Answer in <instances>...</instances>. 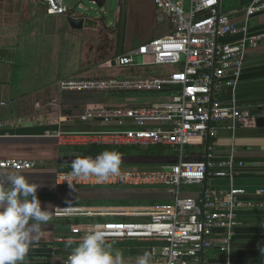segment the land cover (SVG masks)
I'll list each match as a JSON object with an SVG mask.
<instances>
[{
	"label": "built area",
	"instance_id": "2783aa9c",
	"mask_svg": "<svg viewBox=\"0 0 264 264\" xmlns=\"http://www.w3.org/2000/svg\"><path fill=\"white\" fill-rule=\"evenodd\" d=\"M44 1L48 15L67 13L64 0ZM155 5L170 22L171 32L117 56L113 63L119 68H132L139 65L140 57L143 66L171 67L173 72L157 77L63 81L60 89L65 94L168 92L167 97L140 107H86L76 118L80 124L99 123L107 129H59L53 137L64 151L93 145L165 148L176 156V162L155 169L121 170L119 177L103 184L95 178L71 182L73 187H163L172 190L173 202L118 209L113 215L137 220L75 227L72 233L80 241L94 226L102 225L108 243H137L150 249L152 264H168L173 253L178 254L173 264H209L205 254L212 249L229 260L238 225L237 210L248 194L234 181L245 164L238 160L234 147L225 158L211 151L200 161H189L187 155L207 138L217 139L223 130L234 134L239 128L255 125L257 115L239 105L237 91L248 52L264 41V35L250 32L251 20L264 13V0H253L244 7L241 23L224 12L223 0H155ZM225 93L230 96L227 102L222 100ZM37 166L24 159H0V171H30ZM68 173H57L56 184L69 187L65 181ZM216 180H228L229 184L212 185ZM185 186L201 190L185 195ZM258 194L263 195L264 190ZM68 260L57 264H68Z\"/></svg>",
	"mask_w": 264,
	"mask_h": 264
},
{
	"label": "crops",
	"instance_id": "0c3cea01",
	"mask_svg": "<svg viewBox=\"0 0 264 264\" xmlns=\"http://www.w3.org/2000/svg\"><path fill=\"white\" fill-rule=\"evenodd\" d=\"M151 1L153 3L152 12L157 18L156 23H164L165 18L157 10L155 0ZM252 1L244 0L242 2L243 7L249 5ZM134 3L136 4V2ZM131 4V0L118 1L117 24L115 29L111 30L113 34L111 33L106 41V39L102 40L97 36L98 33H101V29L107 28L100 18L95 19L91 23V27L77 26V22L82 20L83 17L67 5L65 15L50 16L47 14L46 3L42 5L39 0H0V124H3V127L0 128V159L18 158L38 164L30 171L0 172L20 173L24 175L30 184L39 185L36 195L41 202L42 210H50L54 213L56 208L61 209L57 211L49 225L44 226L39 242L31 246L24 264L62 263L69 256L57 253V251L71 250L79 245L80 241L75 239L72 233L75 227L105 222L135 221L137 218L118 217L113 215L112 212L118 209L142 208V206L121 207L110 205L118 195H124L126 189L118 190V187L111 186L97 187L100 190H88L83 189V187L73 188L57 185L56 175L59 173L57 164L61 159L65 160V157L59 155L57 140L53 137L59 129L66 131L107 129L106 126L99 123L80 124L76 118L86 107H140L167 97L168 92L151 93V96L144 98L110 93L108 95H111V97H106V101L104 99L103 101L91 100L88 97L82 98L83 95L93 94H65L60 89V84L63 81L124 78L115 73L111 76H98L92 66L101 64V70L113 69L117 67L113 63L117 56L129 54L137 49L126 51L119 44L122 36L120 23L122 13L125 9L126 13L130 12ZM242 8L240 5L235 6V4L230 5L229 3L225 12L230 14L232 19L241 23L243 19ZM41 15H44L48 21L47 25H50V29L46 27V32L45 29L43 31V28L39 27ZM161 18L162 21L157 22ZM83 20L85 21V18ZM80 29L83 30L80 31ZM171 30L172 27L170 30L160 33L159 36L151 37L143 44L155 38L163 37ZM250 32L255 36L264 35V13L251 20ZM72 33L76 36V38L73 37V41L76 39L80 43L82 40H91L88 58L93 63L87 66L85 60H88V58L84 57L81 60L83 63L81 73H59L56 77L62 79L40 88L33 87V70L37 69L39 45L41 47L48 46V42L47 45L44 42L40 43L39 38L42 37L43 39L44 37L45 40H49V44L53 45L54 48L52 49H55L56 52L62 49V55L65 54L66 49L69 56L71 50L68 46L72 41ZM107 36L108 34L105 31L104 37L107 38ZM42 39L40 40L42 41ZM66 43L67 47L65 46ZM63 45L64 48H62ZM86 52L87 50L83 51L84 54ZM98 55L99 57L96 58ZM110 62L113 65L109 64ZM141 66L143 65L139 64L135 67ZM167 68L170 69L168 72L146 74L149 72L146 71L141 77L165 76L174 71L171 67L164 69ZM226 94L228 93H225V96L222 97L224 102L230 99V96ZM237 99L242 108L252 111L257 117L264 116V41L258 48L251 49L248 52L244 74L237 91ZM59 107L63 108L64 112H61L58 116L55 115L53 110L56 108L55 110L58 111ZM68 117L74 118L69 120ZM232 147L236 150L238 160L245 164L243 168L238 169L234 183L237 187L246 189L248 194L242 198L243 206L237 210L238 225L235 229L229 260L225 254L217 249L207 252L205 257L209 264H264V254L261 252L264 249V194H258V191L264 190V129L257 128L255 124L254 126L239 128L234 134L229 130H223L217 139L210 140L209 145L205 140L203 145L191 148L187 160L197 161V159L204 158L209 151L218 157L225 158L229 156ZM73 150H65V152L73 154ZM172 157L176 162V156L173 155ZM69 159L73 161L75 157ZM56 162L58 163L56 164ZM169 162L147 164L145 162L137 163L133 160H123L121 170L133 167L155 169ZM228 184V180H216L212 183L216 186H227ZM6 186H10V184H6ZM164 189L163 193H172L171 189ZM141 192L147 193V191ZM188 192L185 191L184 194L194 195L197 193V191ZM76 218H88L91 223L74 224L73 220ZM60 227H70L71 229L70 231H59L58 228ZM69 239L74 241L71 248L66 243ZM131 244L118 243L113 247L114 249L146 248L140 247L143 246L141 244ZM124 257L137 259L139 256L128 255ZM124 260L130 262V260Z\"/></svg>",
	"mask_w": 264,
	"mask_h": 264
},
{
	"label": "clouds",
	"instance_id": "9594fccd",
	"mask_svg": "<svg viewBox=\"0 0 264 264\" xmlns=\"http://www.w3.org/2000/svg\"><path fill=\"white\" fill-rule=\"evenodd\" d=\"M121 164L122 156L116 151H104L95 158L76 157L65 181L69 187H73L72 179L95 178L103 184L120 176ZM38 187L20 173L0 172V264H24L31 246L39 242L44 226L61 210L56 208L54 213L42 210L36 195ZM66 243L71 248L74 241L69 239ZM261 252L264 254V249ZM177 255L173 253L168 264H173ZM123 257L121 250L108 243L104 227L96 225L71 249L68 264H125ZM135 264H152V257L144 252Z\"/></svg>",
	"mask_w": 264,
	"mask_h": 264
},
{
	"label": "rangeland",
	"instance_id": "374dc122",
	"mask_svg": "<svg viewBox=\"0 0 264 264\" xmlns=\"http://www.w3.org/2000/svg\"><path fill=\"white\" fill-rule=\"evenodd\" d=\"M118 1L119 0H108V3L105 6V8L99 9L96 5L89 3L87 0H64L65 5H67L71 9H76L77 13L79 14H84L86 16H89L93 20L100 18V20L106 24V27L108 29L107 28L101 29L100 30L101 33H98L97 36H99V38L102 40L106 39V41L108 40L111 33L113 34L111 30H114L117 24L116 16H117ZM131 1H132V4H131L130 12L126 13V9H125L124 12L122 13V19L120 21L122 36L119 40V44L123 46L126 51L138 48L140 45H142L144 42H146L151 37H156V35L159 36L160 33L168 31L172 27L168 20H165V22L162 24L156 23L157 18L152 12L153 3L151 0H131ZM134 2H136V4ZM242 2H244V0H223V3H225V5H223L224 12L226 10L227 5H229V3L230 5L235 4V6L240 5L242 8L244 5ZM39 3L42 5L45 4L44 0H39ZM80 4L83 6V8H79ZM47 22L48 21L44 17V15H41L40 21H39V27H42L43 31L45 29V32L47 31L46 27L50 29V25L49 24L47 25ZM81 30L83 29H80V31ZM105 31L108 34L107 38L104 37ZM71 35H72L71 39L73 41L74 39L73 37L76 38V36L73 33ZM40 39H42V37L39 38L40 43L44 42L47 45V42H48V46L41 47L39 45V48H38L39 59L37 62V67H36L37 69L33 70V81H32L33 87L40 88V87H43L44 85H49V83L50 84L54 83L58 79H62V78L56 77L59 73H71V74H74L77 72L81 73L80 70H82V64H83L81 60L84 57L88 58V50H90L91 48V40H87V41L82 40L80 41V43L79 41L77 42L76 39L73 42L71 41V43H69V46H68L70 47V50H71L68 56L67 55L68 51H66V49H65V54L62 55V52H61L62 49L56 52L55 49L54 50L52 49L54 48L53 45L49 44L50 43L49 40L48 41L45 40L44 37L42 41ZM65 46L67 47V43L65 44ZM65 46L63 45L62 48H64ZM78 49L80 53L78 52ZM84 50H87L86 54L83 53ZM97 57H99V55L96 56V58ZM85 61H86L87 66L93 63V62H90V58H88V60H85ZM137 63L140 65L142 64V59L140 57L137 58ZM100 65L101 64H94L92 66L93 68H95L96 74L98 76L99 75L111 76V74L115 73L118 76L124 77V78L141 77L142 74L145 73L146 71H149L146 74H157L160 72L162 73L164 71L168 72L170 70L169 68L164 69V68L157 67V66H149V67L141 66V67H132V68H124V69L115 67L113 69H102L101 70ZM90 80H94V79H90ZM108 94L110 93H106V94L100 93V94H93V95H86V96L83 95L82 98L88 97L91 100H103V99L105 100L106 97H111V95H108ZM120 95L122 96L125 95L127 97L144 98L146 96H151V93H128V94H120ZM55 109L53 110L55 112V115L59 116L61 112H64V109L61 107L57 109L58 111H56ZM78 189H82V188H78ZM83 189L100 190V188H97V187H88V188L83 187ZM126 189H130V191H149L152 188L143 187V188H126ZM199 190H201V188L198 186H185L183 189V191H189L190 193L196 192ZM110 205H115V204L112 203ZM144 205L146 204L136 205V206L147 207ZM122 206L123 205H121V207ZM132 206L134 205H129L126 207H132ZM112 244L117 245L118 243L113 242ZM124 259L130 260V261L136 260V259H132V257H128V258L124 257Z\"/></svg>",
	"mask_w": 264,
	"mask_h": 264
},
{
	"label": "trees",
	"instance_id": "16d2710c",
	"mask_svg": "<svg viewBox=\"0 0 264 264\" xmlns=\"http://www.w3.org/2000/svg\"><path fill=\"white\" fill-rule=\"evenodd\" d=\"M57 151L61 157H65V160L61 159L60 161H58L59 163L56 162V164L58 163L57 164L58 172H71L70 165L72 163L71 162L72 160L69 159L70 157L76 158V157L91 156L92 158H95L104 151H116L120 153L122 156V161L133 160L136 161L137 163L154 161L155 162L154 164L166 163L167 161H170L169 163H173L175 161V159L172 157L173 156L172 152L159 146L142 149L139 147H110V146L93 145L85 148L74 149L73 154H68L64 150H61L60 148H58ZM202 159L203 158L197 159V161H200ZM117 189L118 190L126 189V187L125 188L118 187ZM163 189H164L163 187H154L151 189V191H147V193L141 191H130V189H126L127 190L126 193L124 195H118V197H116V199H114L112 203L115 204L116 206H121V205L136 206L142 204H146L144 206H156L161 204H171L173 202L172 193L165 194L163 193ZM73 223L86 224V223H91V220H88V218H76L73 220ZM129 244L132 245L131 243Z\"/></svg>",
	"mask_w": 264,
	"mask_h": 264
},
{
	"label": "water",
	"instance_id": "95a60500",
	"mask_svg": "<svg viewBox=\"0 0 264 264\" xmlns=\"http://www.w3.org/2000/svg\"><path fill=\"white\" fill-rule=\"evenodd\" d=\"M87 1L89 3H92L93 5H96L99 9L105 8V6L108 3V0H87ZM79 8H83V6L80 4ZM75 11H77V10L75 9ZM81 15H82L83 19L85 18V21L83 19L80 20L79 22H77V24H78L77 26H83L84 25L85 28L91 27L90 25H91V23L94 22V20L91 17L86 16L84 14H81ZM160 21H162V18L160 20H158L157 22H160ZM255 124H256L257 128L264 129V116L257 117ZM209 143H210V138H207V144L209 145ZM145 163L154 164L155 162L154 161H147ZM159 164H161V163H159ZM70 229H71L70 227L58 228L59 231H64V230L70 231ZM117 250H121L124 253V256H128V255H130V256H141L144 252H148L150 254V256L152 255V251L150 249H117ZM57 253H61V254H64L66 256H70L71 250L62 251V252L57 251ZM156 254L159 255L160 250H158L156 252Z\"/></svg>",
	"mask_w": 264,
	"mask_h": 264
}]
</instances>
